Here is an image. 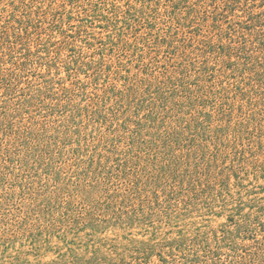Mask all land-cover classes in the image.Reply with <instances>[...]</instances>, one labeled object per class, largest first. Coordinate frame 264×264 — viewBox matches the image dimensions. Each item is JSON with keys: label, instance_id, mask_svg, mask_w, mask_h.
Segmentation results:
<instances>
[{"label": "rangeland", "instance_id": "rangeland-1", "mask_svg": "<svg viewBox=\"0 0 264 264\" xmlns=\"http://www.w3.org/2000/svg\"><path fill=\"white\" fill-rule=\"evenodd\" d=\"M0 264H264V0H0Z\"/></svg>", "mask_w": 264, "mask_h": 264}]
</instances>
